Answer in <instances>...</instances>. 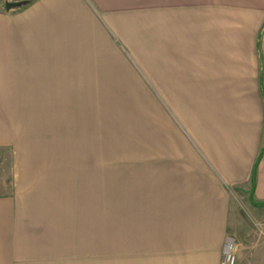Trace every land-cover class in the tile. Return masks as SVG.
Returning a JSON list of instances; mask_svg holds the SVG:
<instances>
[{
    "label": "crops",
    "instance_id": "obj_1",
    "mask_svg": "<svg viewBox=\"0 0 264 264\" xmlns=\"http://www.w3.org/2000/svg\"><path fill=\"white\" fill-rule=\"evenodd\" d=\"M7 2L22 4L0 8V110L24 117L0 122L18 174L0 196V264H64V197L46 185L41 197L26 176L43 137L32 151L14 132L27 111H62L64 71L84 53L104 60L99 78L117 56L155 53V92L176 118L134 162L140 180L106 264H223L228 238L236 264H264V0H94L101 13L87 0Z\"/></svg>",
    "mask_w": 264,
    "mask_h": 264
},
{
    "label": "rangeland",
    "instance_id": "obj_2",
    "mask_svg": "<svg viewBox=\"0 0 264 264\" xmlns=\"http://www.w3.org/2000/svg\"><path fill=\"white\" fill-rule=\"evenodd\" d=\"M87 1L95 11L101 10L94 0ZM5 2L0 0V8ZM82 56L84 60L78 56L64 71L62 111H27L28 119H21L25 125L14 128V134L21 135L27 149L32 145V151L38 137H43L35 157L28 160L31 170L26 176L36 183L41 197L49 194L48 189L39 188L43 185L53 187V197H64V264H93L94 258L100 260L97 264H106L110 243L118 254L116 247L123 240L109 229L112 223L113 231L120 229L115 220L124 219L126 199L134 193L130 185L140 180L141 171L134 162L142 151L158 149L157 135L170 133L169 118H176L155 92V53L145 63L132 55H126L128 61L115 57L110 63L114 67L111 78L90 77L97 72L95 67H105L104 60H92L95 56L86 53ZM14 112L24 117L23 111L0 110V122L10 120ZM11 136V127L0 124L1 141ZM12 151L11 146L0 147V196L11 195L18 185ZM237 202L240 212L250 215L243 201Z\"/></svg>",
    "mask_w": 264,
    "mask_h": 264
},
{
    "label": "built area",
    "instance_id": "obj_3",
    "mask_svg": "<svg viewBox=\"0 0 264 264\" xmlns=\"http://www.w3.org/2000/svg\"><path fill=\"white\" fill-rule=\"evenodd\" d=\"M235 244L234 240L228 238L224 248V263L223 264H236Z\"/></svg>",
    "mask_w": 264,
    "mask_h": 264
},
{
    "label": "water",
    "instance_id": "obj_4",
    "mask_svg": "<svg viewBox=\"0 0 264 264\" xmlns=\"http://www.w3.org/2000/svg\"><path fill=\"white\" fill-rule=\"evenodd\" d=\"M20 4H22V3H7L6 7H7L8 9H10V8H13V7L19 6Z\"/></svg>",
    "mask_w": 264,
    "mask_h": 264
}]
</instances>
